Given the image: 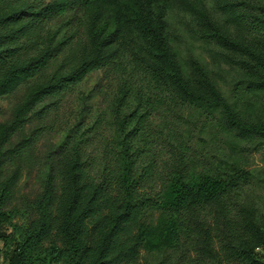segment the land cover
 <instances>
[{"label": "trees", "instance_id": "trees-1", "mask_svg": "<svg viewBox=\"0 0 264 264\" xmlns=\"http://www.w3.org/2000/svg\"><path fill=\"white\" fill-rule=\"evenodd\" d=\"M4 1L17 5L9 14L21 24L7 26V14L0 15V96L55 58L54 48L39 39L42 21L67 17L82 28L88 47L65 55L45 80L14 105L10 119L0 123V149L14 131L20 138L8 148L9 153L18 154L36 138L39 125L24 132V123L39 98L62 91L98 67L116 66L118 57L112 41L127 45L132 69L155 87L146 88L150 92L144 93L142 88L127 87L124 80L120 83L113 96L116 107L128 105V97L133 104L127 113L116 111L118 128L124 133L116 143L111 142L114 148L101 144L99 169L95 156L81 152L79 139L65 142L52 170L41 180V190L32 200L33 217L25 226L5 232L3 223L8 217L0 211V255L4 263L32 264L36 259V264H138L142 253L165 252L158 260L164 263L169 250H175L180 263L264 264V225L256 220L250 203L228 199V192L249 175L234 160L219 159L212 168L195 167L188 150L189 138L180 135L175 125L165 124V139L174 147L169 163L159 172L157 188L142 186L143 173L136 168L126 136L142 127L152 111L159 113L156 107L160 104L168 107L167 103L178 99L195 107L205 104L214 109L220 105L230 126L264 136V122H248L236 116L234 106L212 86L199 66L194 73L181 68L162 20L168 0H135V25L143 36L140 39L137 30L131 35V19L119 9V0ZM216 7L235 22L233 0H216ZM105 11L113 20V28L106 31L96 27ZM210 33L235 46V39L217 27ZM28 48L33 49L27 55ZM252 56L260 71L264 57ZM231 60L235 62V54ZM165 80L178 87L181 98L168 88L169 82L166 88ZM10 183V178L0 183V202L8 194Z\"/></svg>", "mask_w": 264, "mask_h": 264}, {"label": "rangeland", "instance_id": "rangeland-1", "mask_svg": "<svg viewBox=\"0 0 264 264\" xmlns=\"http://www.w3.org/2000/svg\"><path fill=\"white\" fill-rule=\"evenodd\" d=\"M233 4L235 22L229 21L216 7V0H168L162 16L164 29L169 45L176 50L181 68L187 73H194L199 66L212 86L234 106L236 116L248 122H264V67L260 65L258 71L259 65L252 56L255 53L264 57V0H233ZM118 7L133 20H130L134 29L131 35L136 30L139 33V27L135 25L138 14L135 0H119ZM16 8V4L0 0V15L7 14L4 18L7 26L21 24L19 18L9 14ZM150 9L156 15L152 3ZM96 27H103L104 31L112 29V15L105 11L96 22ZM214 27L235 39V46L210 33ZM142 37L139 33V39ZM39 39L53 47L56 56L46 67L0 96V123L10 119L14 105L27 92L35 89L40 81L45 80L65 55L73 50L78 54L88 47L84 43L82 28H78L67 17L42 21ZM110 44L118 57L116 66L98 67L80 80L68 84L62 91L39 98L31 105L24 123V132L27 128L39 125L40 131L36 138L18 154L7 152L20 138L18 131H14L1 145L0 183L11 179L9 192L0 202V211L8 217L7 222L3 223L5 232L25 226L33 217V197L41 190V180L52 170L65 142L70 144L79 139L81 152L89 153V157L95 156V167L99 169L101 144L108 143L109 147L114 148L111 142L116 143L124 133L118 128L116 111L119 114L127 113L133 104L131 97L126 99V106L116 107L113 101L123 80L127 87L142 88L144 93L150 92L146 88H155L153 82L142 78L139 71L132 69L127 45L114 41ZM32 49L28 48L26 54ZM233 54L235 62L231 60ZM168 82V88H172L181 98L180 90L171 80H165L166 88ZM178 101L167 103L168 107L166 104L158 105L156 110L160 108L159 113L152 111L142 127L127 133L126 138L132 145L130 150L136 158V168L143 173L142 186L145 189L158 187L159 172L169 163L167 159L174 148L172 141L165 139L166 128L163 126L175 125L180 135L183 133V137L186 135L189 138L188 150L195 167L212 168L219 159L234 160L238 166L249 171V175L240 179L234 189L228 192V199L235 203H250L256 220L264 225V136L230 126L221 114L220 105L212 109V106L205 104L195 107ZM130 124H133L132 121ZM178 254V251L169 250L167 260L163 263L158 260L165 252L142 253L138 264L192 263H180ZM3 263L0 255V264ZM36 263L37 260L33 259L32 264Z\"/></svg>", "mask_w": 264, "mask_h": 264}, {"label": "crops", "instance_id": "crops-1", "mask_svg": "<svg viewBox=\"0 0 264 264\" xmlns=\"http://www.w3.org/2000/svg\"><path fill=\"white\" fill-rule=\"evenodd\" d=\"M3 264H5V263H3Z\"/></svg>", "mask_w": 264, "mask_h": 264}]
</instances>
